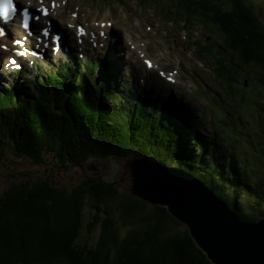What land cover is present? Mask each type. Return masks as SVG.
<instances>
[{
	"label": "trees",
	"instance_id": "obj_1",
	"mask_svg": "<svg viewBox=\"0 0 264 264\" xmlns=\"http://www.w3.org/2000/svg\"><path fill=\"white\" fill-rule=\"evenodd\" d=\"M139 2L187 9L192 19L206 16L231 51L228 66L216 67L218 78L237 82L238 67L249 65L264 97V11L251 0ZM112 79L98 86L78 63H64L0 89V158L10 152L38 164L48 154L56 172L57 161L64 170L89 159L98 165L115 155H147L195 175L241 220L264 217V175H248L239 165L217 136L218 123L177 113L172 102L164 108L150 94L120 90ZM254 104L264 114L262 99ZM50 178L22 176L2 193L0 264H211L165 208L120 194L101 175L61 187ZM230 188L234 195L225 191ZM239 194L263 207L260 214L243 212Z\"/></svg>",
	"mask_w": 264,
	"mask_h": 264
},
{
	"label": "rangeland",
	"instance_id": "obj_2",
	"mask_svg": "<svg viewBox=\"0 0 264 264\" xmlns=\"http://www.w3.org/2000/svg\"><path fill=\"white\" fill-rule=\"evenodd\" d=\"M22 1L25 5V0ZM139 1L141 0H61L65 4H62L64 9H62V13L59 16L63 15L64 12H68L70 16L77 14V18L83 20L87 17L85 16L87 14L106 15L107 21L112 23L111 33L119 32L121 35L119 41H114L111 37L112 42L108 47L110 48L112 59L120 64L119 71L127 87L132 85L133 91L137 90L138 92V89H141L142 86L134 83V81L136 79H144L145 83H150L146 76H153V70H145L142 58L139 55H144L147 52L145 56L157 57L159 63L163 65V68L161 66L159 68L161 71L167 73V71L174 70L177 73L174 76L177 79L175 81L176 84L172 85L178 91L188 93L184 94L185 99L183 98V100L189 101L190 94L195 91L194 96L196 98L194 102L204 104V111H210L213 116H216L211 117V113H209L206 117L207 121L212 119V123L220 124L222 122L221 125L215 126V131H218V134L220 133L219 137L222 144L231 153H235L239 165L248 169V175H252V170L255 172L253 176L264 175V132H262L264 120L262 121L261 114L259 113L260 110H255L256 106L247 100V97L251 94L252 86H248V88L243 90V95H241V91L239 92L237 87L234 88L233 92L230 91L228 87L230 82L228 81L226 86H221L211 73L209 61L203 62L205 60L200 59L199 62L197 58L198 50L201 47L200 41H204L203 44L207 45V49L213 53V49L222 50L219 47L214 48V40L221 42V45L224 44L222 37L218 36V33L209 27L206 16L199 25L193 27L190 23L192 14L187 9L171 6L168 9L169 12L166 11L167 9H164V13L171 16L175 20L174 23L171 20L160 18L151 7H140L137 4ZM251 1L255 8L260 13H263L264 0ZM175 17L181 19V22H177ZM160 32L162 34L159 36L158 33ZM106 36L107 34L105 33ZM162 37L166 39L162 41ZM132 41H137L138 48L133 49V44L131 45ZM72 46H76L75 42H73ZM91 54L92 51L87 50L86 54H83L81 58L89 59L87 56ZM8 55L0 54V60H2V67L0 68L1 77H8L11 73L4 67ZM85 55L86 57H84ZM132 55L135 58L130 61ZM60 60L68 61L63 57L49 58L46 56L44 61L39 62V64L43 68H47L48 61L57 62ZM133 61H136V63ZM18 62L20 61L18 60ZM201 62L203 63L201 64ZM37 68L39 69L38 66ZM20 71H23L19 74L21 81L23 78L32 79L35 74L34 66L30 65V60L25 61L23 70ZM155 76L162 81V84L172 86L167 84L158 75ZM252 80L255 82L254 79ZM133 86H136V88L134 87V89ZM194 88L198 89L194 90ZM216 91L220 95L216 94ZM155 92H159V95L161 94V91L157 89ZM170 93L175 98V93L178 92L172 89ZM159 95L153 92V96L156 99L161 98ZM192 105L197 109L199 108L197 104ZM223 115L227 118L222 117ZM255 151H257V155L259 154V158L256 156ZM55 160L54 156L44 154L43 162L37 164L29 159L16 160V157L10 152L5 153V157L0 158V197L9 187L10 182L16 181L22 176H33L41 179L51 176L50 180H52V183L60 187L63 184L81 182L82 179L89 176L95 177L101 175L103 179L109 182L114 178L116 165L114 158L96 161L98 165L93 160H88L81 167H70L64 170H61L64 165L57 161L56 172L51 170L56 165ZM234 190V188L225 189L226 192H230L233 195L235 193ZM242 195L239 194L238 204L243 207V212L260 214L263 207L253 206L254 204ZM86 208L87 210L89 209L88 207ZM87 220L88 216L86 215L83 220V225H86V227ZM97 236L98 234L92 235L90 240L95 241Z\"/></svg>",
	"mask_w": 264,
	"mask_h": 264
},
{
	"label": "water",
	"instance_id": "obj_3",
	"mask_svg": "<svg viewBox=\"0 0 264 264\" xmlns=\"http://www.w3.org/2000/svg\"><path fill=\"white\" fill-rule=\"evenodd\" d=\"M110 185L165 208L211 264H264V217L243 221L189 171L147 155H115ZM91 161V159H89Z\"/></svg>",
	"mask_w": 264,
	"mask_h": 264
},
{
	"label": "bare ground",
	"instance_id": "obj_4",
	"mask_svg": "<svg viewBox=\"0 0 264 264\" xmlns=\"http://www.w3.org/2000/svg\"><path fill=\"white\" fill-rule=\"evenodd\" d=\"M30 1V0H27ZM62 4H65L63 2L60 1H55V0H38L37 3L32 4L33 7H35L36 9H39V7L41 5H44L46 7H48V15H50V18H54L55 16H58L59 13L61 12L62 9H64V6H62ZM87 17H85L83 20H79L76 17H72L69 14H63L62 16V20L60 22V24H53L54 26V30L55 32L58 33L59 39H58V44L61 43V50L59 51L60 53H64V54H68L69 50L67 52L63 51V47H66L69 49L68 47V43L65 41V37L66 35H78L79 37H82L83 35L87 34V33H93L94 35L98 34H103L104 32H108L111 30L112 28V24L109 27V23L107 21V16L106 15H95V14H87L85 15ZM49 17L46 18V20H49ZM57 18V17H56ZM41 32V28H37L36 29V33L38 35V32ZM115 38H119V33H117L116 35L114 34ZM131 39L133 40V38L131 37ZM152 39V38H151ZM44 45H47V43H45ZM206 48L203 47L202 51H205ZM70 54V53H69ZM26 52H22L20 55H18V58H21L22 56H25ZM176 79V78H175ZM254 79V78H253ZM255 80V79H254ZM23 81H20V83H22ZM251 84H254L255 82H253V80L250 81ZM25 83V82H24ZM176 84V82H175Z\"/></svg>",
	"mask_w": 264,
	"mask_h": 264
},
{
	"label": "snow or ice",
	"instance_id": "obj_5",
	"mask_svg": "<svg viewBox=\"0 0 264 264\" xmlns=\"http://www.w3.org/2000/svg\"><path fill=\"white\" fill-rule=\"evenodd\" d=\"M15 11L16 8L14 7L13 0H0V18H7ZM146 63L148 62L146 61Z\"/></svg>",
	"mask_w": 264,
	"mask_h": 264
},
{
	"label": "flooded vegetation",
	"instance_id": "obj_6",
	"mask_svg": "<svg viewBox=\"0 0 264 264\" xmlns=\"http://www.w3.org/2000/svg\"><path fill=\"white\" fill-rule=\"evenodd\" d=\"M257 91L260 92V91L258 90L257 87H255V88L252 89V96H251V100H252L251 102H252V105H255V104H254V101H255L256 99H262V101H263V105H264V97H263V95H262L263 93L261 94V95H262V98H261V96L258 95V92H257ZM258 96H260V97L258 98ZM255 110H259V107L256 106V109H255ZM261 117H264V114H262Z\"/></svg>",
	"mask_w": 264,
	"mask_h": 264
}]
</instances>
